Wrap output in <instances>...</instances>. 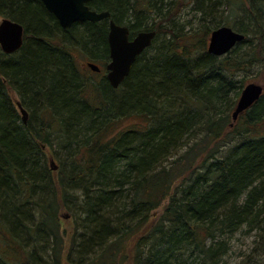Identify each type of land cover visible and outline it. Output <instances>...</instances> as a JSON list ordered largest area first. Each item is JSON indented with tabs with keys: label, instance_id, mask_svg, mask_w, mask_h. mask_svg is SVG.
<instances>
[{
	"label": "trees",
	"instance_id": "1",
	"mask_svg": "<svg viewBox=\"0 0 264 264\" xmlns=\"http://www.w3.org/2000/svg\"><path fill=\"white\" fill-rule=\"evenodd\" d=\"M226 1L197 0L196 31L169 30L167 40L155 20L172 21V1L88 3L132 34L157 32L113 90L70 51L107 60V20L65 31L39 0H0V17L23 26L21 48L0 50V264H221L240 230L253 242L237 264H264V94L230 126L234 78L257 58L250 35L264 46V0H248L233 22L244 40L214 57L210 32L232 21L211 27L210 12L234 16ZM41 146L58 162L57 185ZM63 209L80 227L65 250ZM31 236L34 252L22 240Z\"/></svg>",
	"mask_w": 264,
	"mask_h": 264
},
{
	"label": "water",
	"instance_id": "2",
	"mask_svg": "<svg viewBox=\"0 0 264 264\" xmlns=\"http://www.w3.org/2000/svg\"><path fill=\"white\" fill-rule=\"evenodd\" d=\"M93 0H41L47 11L58 21L60 27L67 31L77 22L96 23L110 18L108 11L96 12L90 9L88 3ZM156 36L155 31H141L130 39L128 26L108 21L107 45L109 62L106 65V80L112 89H117L129 75L133 64ZM245 36L236 32L232 27L221 26L210 32L206 52L214 57H223L244 40ZM23 45V26L8 18L0 21V50L4 55L16 53ZM92 71L99 68L91 63L87 64ZM264 88L255 83L247 84L241 91L236 105L231 113L232 123L246 110L251 108L263 95ZM17 108L25 123L27 113L20 103Z\"/></svg>",
	"mask_w": 264,
	"mask_h": 264
},
{
	"label": "rangeland",
	"instance_id": "3",
	"mask_svg": "<svg viewBox=\"0 0 264 264\" xmlns=\"http://www.w3.org/2000/svg\"><path fill=\"white\" fill-rule=\"evenodd\" d=\"M166 1H172V5H174L173 8L171 9V11H172L171 15H169V12H168V16L170 19H172V21H170V22L165 21L164 22V20H158V18L155 20L157 23V26L155 28H156L157 32L159 31V38L167 40V37L169 36L168 35L169 30H171V31L174 30L177 34H179V33L184 34V33H188V32L193 33L194 31H196L199 18L201 17L200 14L195 9L198 6L196 4L197 0H166ZM173 1H175V3H173ZM212 1L214 2V0H212ZM221 1H222V3H225L226 5L228 4L226 0H221ZM231 1H232L233 11L235 10L234 16H231L232 14H230L231 9L226 10L227 8H225V6H222L219 8V10L217 12L216 11L212 12V16L209 20V21H211V23H210L211 27L213 26L214 21H217V20L225 21V19H229L232 22L229 21L230 23H228L227 25L233 28L235 23L238 20L243 18L241 11H242L243 7L249 9L248 0H241L239 3L238 2L236 3L235 1L233 3V0H231ZM157 4H158V6H160L161 3L157 2ZM228 8H230V7H228ZM165 11L166 12L168 11L166 9V7H165L164 12ZM165 13H164V15H165ZM2 18L3 17H0V21L2 20ZM163 19H164V16H163ZM233 22H235V23H233ZM225 23H227V21H225ZM172 25H174V27H173L174 29L171 28ZM249 39L251 40V44H250L251 47L257 46L258 51H259V48L262 47V46H260V39L256 38L253 35H250ZM241 49L243 51H245L246 49H249V48H245V46H243V47H241ZM258 51L256 53L257 55L255 56V57H257L255 64L252 67H249V69H246V71L239 72L236 75V77L234 78L235 85H236V91H238V90L242 91L243 88L249 83L258 84L264 88V46H263V48H261V52H258ZM248 54H250V52ZM72 55H73V58L76 60V63L78 65V69L83 74H85L86 76H90V78L92 79L93 82H98L103 77H105V76H102V74L103 75L105 74L104 72L100 73L101 75L93 74L91 71H89V68L86 67V63L90 62L96 66H99V68L102 71H104V66L106 63H108V61H106L105 59L102 60L101 62L91 60L85 56H82L80 52L77 53V51H72ZM8 94H9L12 101L17 100L16 95L11 90H9ZM234 107H235V105H234ZM234 107H233V109H234ZM133 124H134V119H130L128 121H123L122 126L123 127H131ZM229 146L231 147L232 145H228L227 147H225L224 151H226L229 148ZM41 147H42V150H44V152H45L46 163L49 167V170L52 174V177L54 178V182L57 185L56 177L60 176L59 171H58V169H59L58 162L52 158L53 154L49 148H45L44 146H41ZM174 159L175 158H171V160H174ZM57 195L59 196V194H57ZM160 210H161V208L157 212L159 213ZM38 219L36 220L37 222H38ZM73 219H74V215H72L71 211L64 210V209L60 211L59 221H60V225H61V232H62L61 237L63 240L64 250L66 248H69L71 236L73 234V231L76 229V224L74 223ZM35 239H36L35 236L34 237L31 236L29 239L22 237L23 241L26 240L24 245L27 246L26 249L29 252H34L36 250V247L39 246L38 243H35L36 242ZM252 242H253V235L252 234H249V233L247 234V233H245L244 230H240L237 233H235L234 236L231 238L230 251L227 254V256L223 258V261L221 262V264H237V263H239L242 259H244L245 255L248 256L250 254L251 248H252ZM34 246H35V249L33 248ZM41 258H43V257H41ZM38 263L40 264L39 261L33 262V264H38ZM62 264H73V263H70L67 260L65 261V259H64ZM125 264H130V262L125 263Z\"/></svg>",
	"mask_w": 264,
	"mask_h": 264
},
{
	"label": "bare ground",
	"instance_id": "4",
	"mask_svg": "<svg viewBox=\"0 0 264 264\" xmlns=\"http://www.w3.org/2000/svg\"><path fill=\"white\" fill-rule=\"evenodd\" d=\"M40 2H41V0H39ZM41 4L43 5V7L45 8V6H44V4L41 2ZM45 10L47 11V9L45 8ZM217 10H219V8L218 7H215V8H213L212 10H211V14L210 15H212V12L213 11H217ZM211 17V16H210ZM218 21V20H217ZM86 22V21H85ZM78 23V22H77ZM71 49V48H70ZM71 51V53H72V51H74L73 50V48L70 50ZM232 51V50H231ZM16 101H18V98H17V96H16ZM50 181V180H49ZM49 184H50V182H49ZM76 223V222H75ZM76 228H77V230L76 231H78L79 229H80V227H79V225L78 224H76ZM48 259V261L52 264V258H47Z\"/></svg>",
	"mask_w": 264,
	"mask_h": 264
},
{
	"label": "flooded vegetation",
	"instance_id": "5",
	"mask_svg": "<svg viewBox=\"0 0 264 264\" xmlns=\"http://www.w3.org/2000/svg\"><path fill=\"white\" fill-rule=\"evenodd\" d=\"M147 49H148V48H147ZM147 49H146V50H147ZM146 50H145V51H146ZM145 51H144V52H145ZM87 63H88V62H87ZM87 63H86V67H87ZM103 72L106 74V70L102 71V70L99 68V71L92 72V73H93V74H99V75H101L100 73H103ZM105 74H104V75L102 74V76H105Z\"/></svg>",
	"mask_w": 264,
	"mask_h": 264
}]
</instances>
